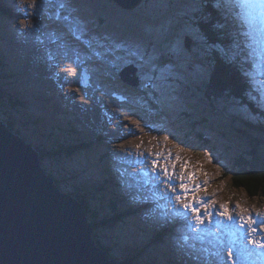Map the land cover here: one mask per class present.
<instances>
[{
  "label": "rangeland",
  "instance_id": "1",
  "mask_svg": "<svg viewBox=\"0 0 264 264\" xmlns=\"http://www.w3.org/2000/svg\"><path fill=\"white\" fill-rule=\"evenodd\" d=\"M9 1L16 4V7L12 8L11 11L14 16L13 22L5 16L1 17L2 14L0 15V28L4 30L3 41L1 40L0 43L4 44L8 57L7 59L4 57L5 65L3 71L5 73L9 71L18 77H5L4 79L10 84L7 86L21 97L23 112L39 121H50L53 119H51L47 108L48 105H55L58 107L59 113L54 115V117L56 120L63 121V125L58 124L56 121L54 122L64 128L67 125L66 121L68 123L71 121L73 129L84 139L92 141L95 136L94 132L104 135V132L108 130L113 134V136L105 138L103 143L91 145L88 149L89 151L68 157L69 162L66 164L63 161L58 164L56 161V165L70 166L67 169L74 171L76 175L86 170V174H92L86 179L89 185H92L101 177L98 171L97 159L102 158V155L104 156L105 162L103 166L106 169L107 166L109 167L108 160L110 155L119 157V146L124 142L126 145L131 143L129 145L130 149L123 150L124 154L120 157V168L122 170L134 169L137 171L139 169L138 165L131 163V157L134 155L143 158L149 152H153L155 156L159 157L167 152L170 157L168 164L171 165L176 162L177 168L180 169L175 172L176 180H180L179 176H176V173L180 172L186 174L189 180H202L203 183L208 184L209 193L219 196L216 203L220 206L223 204L230 205L228 204V199H233L234 196L238 197L237 201L243 204L242 207L246 205L253 209L255 207L252 205H261V203L264 205V197L261 199L248 198L244 191L231 187L229 172L222 173V169L224 170L230 165L232 157L246 148L245 143L237 138L234 132L226 130L225 133H222L219 130V127H228L227 123L219 113L211 111L210 114L211 108L209 104L199 103L195 105L197 109L192 110L190 107L191 101L184 98V90L179 85L180 82L177 76H182L184 72L181 68L185 66V70L189 71L190 66L179 64L172 56V51L176 49L173 48V42L171 41L175 32V22L172 21L173 16L171 14L175 13L174 9L179 8L181 11L176 34L173 37V41L178 40L179 42L181 36L183 38L187 35V32L196 33V26L191 19L192 12L196 9L193 1L171 0V5L178 4V7H172L168 0H146L134 9L129 10L121 7L113 0H0V2H5L6 4H10ZM255 8L257 9V5L253 9ZM72 9L75 14L70 13ZM259 13L261 17L257 23L261 34V42L258 46V52L253 47L258 54V59L253 57L255 71L252 73V79L256 77L255 80H258V75L262 79L264 78V6H262ZM73 22L83 25L84 36L77 32V25ZM196 34L200 38V34ZM35 37L42 39L40 45L38 44L39 42L34 41ZM252 38H254V35ZM49 40L52 41V44ZM142 41L149 42L153 47L145 48L144 59L141 62H144L145 65V61L149 60L146 66L150 75L143 74V79L146 83L139 91L135 90L136 88L124 85L117 79V67L124 63L125 58L133 57L135 53L140 52L139 46ZM195 44L197 45V50H200V47L207 49V46L203 45L200 39ZM151 48L154 49L151 50ZM39 51L48 53L50 61L47 62L43 57H38L37 53ZM157 51H161L160 55ZM23 55H27L29 60L27 63L21 58ZM168 59L170 60L166 62ZM161 60L165 63L161 62ZM102 62L106 63L102 64L104 69L100 65ZM191 62L192 58H189L188 63ZM163 64L170 68L168 73L160 72L159 69H166ZM107 65L109 68H107ZM62 66H66L68 70L64 72ZM124 69L129 70L127 67ZM194 70L198 74L208 75L206 66H201V64L195 66ZM82 72L87 75L88 84L86 87L80 85ZM50 75L55 77L54 82H52ZM197 76L192 73L187 78L191 91H194V88L190 82L194 81ZM164 81L167 84L160 85L159 93H156V89H147L151 84H158ZM101 85L104 87H101ZM45 86H48L46 87L47 96H45ZM49 89L53 92L52 94L48 93ZM23 93L28 96L27 103H25ZM54 93L60 94L58 98H53ZM103 99H108L110 102L114 100L115 103H112L109 108L115 111L120 109L121 114L126 112V119L135 120L134 124L126 123L125 120H121L116 116L109 117L105 108L100 107L99 100ZM36 100L38 106L34 103ZM131 100L139 105V113L137 111L132 113L127 106ZM117 101L119 104H116ZM157 103H162V108L159 106L161 110H163V106L170 107L168 121L164 116V112L158 114L156 113L157 110H153V106ZM30 104L33 107H30ZM124 105L126 108L123 110ZM222 108L225 109L223 106ZM223 109L219 110V112L223 113ZM2 110L5 114L6 110L4 108ZM202 110L204 115L207 116L208 122L202 125L199 124L197 128L203 133L210 135L211 137L208 136V138L212 140L213 144L205 148L197 146L191 148L185 140L173 135L174 131L170 128L169 123L178 115L181 118L180 125L185 132L184 134L188 136L191 133L190 129H188V120H190L191 115L196 116L195 113H200ZM182 112H186L187 115H181ZM71 113H75V123L70 116ZM3 120L0 118V122L5 124ZM209 121L212 123L209 124ZM215 124L217 125L216 129ZM119 126L122 131H119ZM149 127H151V131L147 132L150 129ZM39 129L41 128L39 127ZM84 131L86 132L82 133ZM21 132V135H17L27 146H33L31 143L36 145L38 143L36 139H41L36 133L31 134L28 130H21ZM212 132L218 133L217 135L220 137L218 138L214 133L212 135ZM119 137L124 138V142H108L109 139L117 140ZM260 147L264 148V144H260ZM109 150H112L113 154H108ZM157 151H160V153H157ZM129 157L130 162L128 160ZM200 165H203L202 169L198 168ZM45 166L51 169L54 168V165L50 162H46ZM45 166L43 159L41 167L50 179ZM112 169L120 182V188L126 194L136 192L139 196H145L151 200L153 194L161 192V187L150 188L147 185L140 190H133L136 185L135 179L140 177L139 173L123 174L117 168ZM226 175H228L227 178L225 177ZM59 176L55 183L58 189ZM153 181L154 177L150 176V182ZM83 182L84 180L81 181V183ZM61 185H63V182H61ZM66 195L80 204L74 195ZM165 201V199H160L157 203L161 204V202L164 203ZM129 202L132 209L129 210L130 212L127 215H123V220L129 219L131 216L133 219L142 218L149 221L157 218L166 220L165 211L172 212L175 209L174 206L168 204L163 210L158 205H151V207L139 211L132 204V201ZM194 203L196 201H193V205ZM138 205L140 206V203ZM154 211L159 214L157 218L150 217L151 212ZM116 221L118 223L107 221L110 225L109 227L98 228L106 245L110 247V244H114L115 247L109 251L112 253L116 252V254L114 253L115 257L119 255V251L121 252L123 248L133 246L134 249L142 248L151 257L156 256L159 264H165L168 261L169 255L153 252V247H162L163 238L143 245L145 236L140 234L139 231L141 230L133 228L131 225L127 226L126 222H121L119 219ZM110 222L113 224L111 225ZM216 224L211 223L208 227L197 225V227L190 228L184 222L183 224L175 222L176 231L181 234L186 231L194 234L192 238L194 242H198L199 238L202 237L201 241L203 244L201 249L190 252L188 256H184L183 252L178 250V258L190 259L192 260L189 262L190 264H219L216 257L209 254L207 247L212 246L221 254L222 244L219 240H224L228 245L229 241H231V236L227 233L226 228L221 229ZM205 229L208 231L207 234L202 232ZM213 231H222L223 235L213 233ZM135 233L137 236H135ZM219 237L223 238L218 239ZM131 238H133V241H130ZM165 238L168 239L172 246V243L177 241L174 240L172 235L171 237L166 235ZM217 239L219 243L215 242ZM178 240L179 243L185 246L184 239ZM186 242L189 241L186 240ZM237 247L240 248L239 246ZM168 251L170 250L166 249L167 254ZM133 252L135 251H131L132 254ZM254 255L256 256L255 253ZM228 264H234L233 259Z\"/></svg>",
  "mask_w": 264,
  "mask_h": 264
},
{
  "label": "bare ground",
  "instance_id": "2",
  "mask_svg": "<svg viewBox=\"0 0 264 264\" xmlns=\"http://www.w3.org/2000/svg\"><path fill=\"white\" fill-rule=\"evenodd\" d=\"M114 2H116L115 0H113ZM146 0H141L139 3L134 4L133 7H131V2H127L129 4L130 7H124L121 4H119L118 2H116L118 5H120L123 8L126 9H134L135 7H137L140 3L145 2ZM152 1V0H151ZM170 2L171 5V0H168ZM195 3L196 5V9L194 12H192V20L193 23L196 26V33L200 34V38L199 35L194 33H190L187 32L183 38L181 36L180 41L178 42V40L173 41V37L176 34V29H177V24L178 21L180 19L181 16V11L178 9H174L176 15L178 16L177 18L173 17L172 21L175 22V32L171 38V41L173 42V48H175L176 50L172 51V56L173 58L180 64L182 63L183 65H189V71L185 70V66L178 67L183 69V73L182 76H177L178 80L180 82V86L182 87V90L184 91H189L190 93L188 94V97L192 100L190 107L193 109H197V107H195V105L199 104V103H203L204 105L209 104L210 105V114L211 111H215V107L218 110L223 109L222 106L226 109V110H230L233 109L234 112L238 111V107L236 106V104H232L229 105L227 101H217V102H203V98L202 96H193L197 90L199 89V87H202L205 90V93L209 92V84H210V80L212 79V75L210 73H208V75H203V74H198L197 72H195L194 68L197 65L201 66H206V68H208L209 72H211L213 70V67L216 66L217 72L220 71L224 74L227 75H231V71L229 70L228 67H224V69H226L227 73L222 71V60H225L223 57H215L218 61H213L212 57L209 58H205V54L206 52L212 53L213 49H222L220 48L221 46L223 47V45L226 42V36L231 35L235 40H236V44H244V46L240 49V51H242L243 56L245 57L244 62L242 63V70L240 71L238 69V67L229 62L232 69L234 71H236V73H238V75H231V76H235L238 80V83H246L247 87H249V94L248 99L252 100L254 102V104L257 106L258 111L256 114V118H259L255 123V126L260 127L264 130V78L262 79L260 75H258V80H255L256 77L254 79H252V73L255 71L254 69V64H253V57H257V53L254 50V48L257 49V52L259 50L258 46L260 45L261 42V34L258 28V19L261 17V14L259 13L260 10L262 9V5L257 4V9H246V8H237L234 6L233 4V0H214L213 2V7H208L206 6V3L208 0H203L204 2V8L202 7L203 11L200 9V4H198L197 2H195L194 0H191ZM10 4H6L5 2H0V8L4 10V14L2 12H0V15L2 14L1 17H7L10 20H12L11 22H13L14 16L12 15L11 11L12 8L16 7V4L13 3L12 1H9ZM136 5V6H135ZM172 7H178V4L176 5H171ZM215 9V15L212 12V10ZM70 13L75 14V12L73 11V9L70 11ZM174 13V14H175ZM202 14L205 19L203 20H197L198 16ZM67 17L68 15L65 14ZM171 19V17H170ZM264 21V18H263ZM75 25H77V32L80 33L81 36H84V27L82 24H78L76 22H73ZM137 26V25H136ZM4 30L2 28H0V41H3V37L2 35ZM226 34L225 37H223V35ZM254 35V38H252ZM36 42H39L38 44L40 45V43H42V39L35 37L34 38ZM200 39V42L203 45L207 46V49H203V47H200V50H197L196 47L197 45L195 44L196 41H198ZM50 43L52 44V41L49 40ZM3 43H0V60H1V67H0V87L2 88V92L3 94H7L10 93L11 97H10V101H19L21 102L20 107H17L19 104H15V105H11L12 107H10L9 109H7V97L3 99V101L5 102L4 104V109L7 111L6 117L7 119L9 118V115L17 122L15 125L17 126V128L14 126V128L16 130H18L20 133L21 130L22 131H26L28 130V132H31V134H34L37 132L35 131V129L38 130V132L42 133V130L39 129L36 125H35V121L37 119H34L31 115H28L27 113L23 112V101L21 99V97L18 95L17 92H15L12 88H9L8 86L10 85L8 82L5 81V77H10V78H17V75H13L11 72L8 71V73H5L3 71L4 65H5V58L7 59V54H6V50L5 47L3 46ZM221 45V46H220ZM140 52L135 53V55L133 57H127L124 60V63L120 66L117 67L118 71H117V79L120 80L124 85H128L130 87L136 88L135 90H139L144 87L145 85V80L143 79V74H147L150 75L149 71H148V67L146 66V64L149 63V60L145 61V65L143 61L144 59V55H145V48H150L153 47V45H151L149 42H144L142 41V43H140ZM254 47V48H253ZM154 48H151V50H153ZM3 53H2V52ZM244 51V52H243ZM158 52V51H157ZM161 52V51H160ZM160 52H158V54L160 55ZM188 53V58L184 57V58H180L181 55L185 56V53ZM181 54V55H180ZM38 57H43L45 61H50V55L44 51L42 52H38L37 53ZM5 57V58H4ZM24 62L27 63L28 57L27 55H23ZM192 58V62L188 63V59ZM81 59V58H79ZM258 59V57H257ZM170 59L166 60L169 61ZM227 61V60H226ZM161 62L165 63L164 61L161 60ZM104 62L100 63L101 67L102 64ZM106 64V63H104ZM256 64V63H255ZM165 66L166 69H159L160 72L163 73H168L170 68L168 66H166L165 64H163ZM64 68V72H66L68 70V68L66 66H62ZM129 68L128 69H124V68ZM104 69V67H102ZM107 68L108 65H107ZM221 68V69H220ZM106 70V69H105ZM219 72V73H220ZM190 73V74H189ZM195 73V76L198 75L196 77V79L194 78V81L190 82L191 85L194 88V91H191L192 89L189 88V81H188V77L192 74ZM130 74H132V76H130ZM51 76V80L52 82H54V76ZM205 76H207L205 78ZM204 77V78H203ZM180 78V79H179ZM201 78H203L202 80H200ZM255 80V81H253ZM262 81V82H261ZM206 82V83H205ZM88 84V79H87V75L82 72L81 76H80V85L83 87H86ZM161 84H167L166 81L162 82V83H158V84H151L150 86H148L147 89H156V93H159L160 91V85ZM8 85V86H7ZM48 86H45V96H47V88ZM101 87H104L101 85ZM48 93L52 94L53 92L49 89ZM156 93H154V95H156ZM211 94V93H210ZM25 98V103H27V99L28 96L26 93L22 94ZM60 94L54 93L53 94V98H58ZM6 96V95H5ZM184 98L187 99V96L185 95L184 92ZM205 99V98H204ZM46 100V99H43ZM188 100V99H187ZM113 102H110L108 99H103V100H99L100 103V107H103V109L105 108V111L107 113V115L109 117L111 116H116L118 118H120L121 120H125L126 123H133L134 121L133 119L131 120H127L125 117V113L121 114L120 113V109L118 111H115L113 109H110V105L112 103H115L114 100H112ZM190 101V100H188ZM40 102V101H38ZM49 102V101H48ZM35 105H37V100L34 101ZM195 103V104H194ZM11 104V103H10ZM116 104H119V102L117 101ZM38 106V105H37ZM121 106V105H120ZM127 106L131 109V112H138L140 111L139 109V105L131 100ZM159 106H161L160 108H162V103H157L156 105L153 106V110H157L156 113L161 114L164 112V116L167 118V121L169 120V113H170V107L168 106H163V110H161L159 108ZM30 107H33L32 104H30ZM57 109L56 112L52 113V109ZM125 105L123 107V110L125 109ZM48 111L51 115V119H53L54 121H56L58 124L63 125V121H59L56 120L54 115L59 113V109L57 106L55 105H48ZM224 109V110H225ZM223 110L222 112H219V115L225 114V111ZM16 111V112H15ZM195 111V110H194ZM195 113V112H194ZM186 112H182L181 115H185ZM196 116L191 115L190 120L192 122L188 123V129H190L191 133H192V129L191 126L194 127V123L196 122H201L203 121V119H205V122L208 121V118L206 115H204V112L202 110V112H198L195 113ZM187 115V114H186ZM75 123V113H71L70 115ZM254 118L253 115H249L246 117V121L249 123L252 121V119ZM78 119V118H76ZM179 119V124H180V117H177L174 120ZM173 120V121H174ZM22 123H24L26 125L23 126ZM252 123V122H251ZM66 126L64 127V129L69 130L71 129L69 138L67 137V140L69 141L68 145L73 144L74 142H81V141H85L87 143H92V145L96 144H101L104 142L105 138L111 137L113 136L112 132L106 130L103 134L94 132L95 136L94 138H92L93 140H87L84 139L82 136H80L75 129H73L72 127V123L70 121V123H68L66 121ZM194 124V125H193ZM203 123H200V125H202ZM5 126V128L8 130V133L10 135H12L14 138H16L17 140H19L21 143H23L25 146H27L24 142H22L21 138L18 137V135H14V133H12L5 124H3ZM170 128L174 131L173 135L178 137L181 140H185L187 143H189V146L191 148L193 147H199V148H205V147H209L211 144H213L212 140L208 137L209 140H211L210 143L208 144H196L195 143V139L193 137H191L190 139H185L183 136L179 135L175 130H174V125L171 124V122L169 123ZM253 125V127H255ZM178 127V126H177ZM198 126L196 125V129L195 130H199L197 128ZM132 128V127H131ZM150 129L147 132L151 131V127H149ZM180 130V128H179ZM183 130V129H182ZM119 131H122V128L119 126ZM181 131V130H180ZM184 131V130H183ZM232 132H234L233 130H230ZM86 131L82 132L85 133ZM182 132V131H181ZM183 133V132H182ZM190 133V134H191ZM214 135H216L218 138L220 136H218L215 132H213ZM212 133V135H213ZM189 134V135H190ZM196 134V133H195ZM66 135V134H65ZM223 135V134H222ZM258 135H261V137L264 138V135H262L261 133H259ZM37 136L39 137V135L37 134ZM210 136V135H209ZM237 138L238 136L235 135ZM211 137V136H210ZM39 138H42L39 137ZM124 138L119 137L117 140L116 139H109L108 142H124ZM84 142V143H85ZM245 143V146L248 150H251L249 146V144H255L257 147H260V144L256 143V142H252L250 143L248 140L245 139V141H242ZM191 143H194L193 145ZM38 144V143H37ZM42 144H44L42 142ZM131 144V143H130ZM129 144V145H130ZM39 145V144H38ZM89 145V144H88ZM129 145H126L125 142L119 146L118 148V152L120 153L119 157L116 155H110L109 160H108V165L107 168L105 169L103 166L104 161V156L99 159H97V165L99 168V174L101 175L100 178H98V183L102 184V188H101V192L104 191L106 193V196L108 198H111L114 200L115 204V212L111 213L108 209L106 211L107 215H112L111 219L109 221H115V223H118L116 220H122L124 221V223H127V226H132L133 228H137L140 234H143L145 236V242L143 243V245H146L147 242H152L154 240H160L161 238L164 239V243L162 245V247H158L155 248L153 247V252H161L163 255H169L168 257V261L165 262V264H190L189 262H191L192 260L190 259H179L178 258V250L182 251L184 256H188L190 252H195L199 249H201L203 247L202 244V237L199 238V241L194 242L192 240V238L194 237V234H190L187 231L184 234H181L180 232L176 231V228L174 227V223H179V224H183V222L185 223L186 226L193 228V227H197V225H202L204 227H208L211 223H217L216 225L220 226L221 229L226 228L227 229V233H229V235L231 236V241H229V244L227 245L226 242L224 240H219V242L222 244L221 245V254H219L218 251H216L212 246H208V252L210 255H214L216 257V259L219 261V264H228L229 262H231V259H233V263L234 264H264V249L258 248L255 244H253L251 241L253 240H261L264 241V205L263 203H261V205L259 204H255L252 205L255 208H251L249 206H243V204H240L237 200L238 197L234 196L233 199H228V210L230 212V215L232 217H235V219H229L227 216H220L218 213L222 212L223 209L221 208V206L219 204L216 203V200L219 198V196H217L214 193H209L208 191V184L207 183H203L202 180L200 179H195V180H189L186 174H182L180 173H176V176H181L183 175L185 177V180L183 181V183H186L187 185H189L190 189L193 188L194 185H196L197 183L200 184L199 188H196L194 190H189L187 193L183 192L179 185L182 183L181 180H176L175 178V172L177 170H180L177 168L176 166V162H174L173 164L169 165L168 164V159L170 158L167 154V152L165 154H162V156H155L153 152H149V154L143 158H140L137 155H134L131 157V163L133 165H138L139 169L137 171H135L134 169H130V170H122V168H120V157L122 154H124L123 150L126 149H130ZM46 146V145H45ZM44 146V147H45ZM87 146V145H85ZM29 147L34 153L37 154V156L39 155V153L34 149L33 146H27ZM249 147V148H248ZM45 148H48V146H46ZM245 148V149H246ZM264 149V148H262ZM83 152H87L83 151ZM30 154V152H28ZM82 153V152H80ZM79 153V154H80ZM157 153H160V151H157ZM173 153V152H172ZM77 154V155H79ZM108 154H113L112 150H109ZM73 157V156H72ZM129 162H130V157H129ZM201 162H203L201 159H198ZM232 160L233 157L230 161V165L228 167H226V169H222V173L224 172H229V179L231 182V187L233 189L236 190H242L245 192V194L247 195L248 198H263L264 197V193L260 194V195H251V194H247V192L244 189H237L232 185V179L233 176L232 174L235 173L234 170H232ZM38 161H39V156H38ZM56 161L59 163H63L66 164L67 162H69L68 157H59L58 159H54L52 157H49V160L45 161L46 162H50L52 165H54V168L51 169L49 167H46V172L49 174L50 176V181L55 185L56 180L58 175L59 176V181H58V187L60 189V191L68 198L71 199L72 201H74L75 203H73V205L75 206V208L77 209V211L80 213V215L82 216L83 219H85V222L88 224V229L89 232L92 236V239L95 243V239L93 237L94 231L97 232V236L99 237V241L97 243H95L96 248L100 254V257L102 259V261L105 264H108V262L110 264H119L118 263V258L120 257V251H119V255L118 256H114L116 254V252L112 253L109 250H112L115 246L114 244H110V247L108 245H106L105 240L103 238L102 235H100V232L98 231V228L101 227H109L110 225L107 224H99L98 225V221L96 223V225H92L90 223V221H88L86 219V211L84 209H82L80 207L79 203H76L75 200H73L71 197H69L66 194H71V191L75 190L76 188H80L83 187L84 185H89L88 181H86L87 178H89V176H91L90 174H86V170L81 171L79 175H76L74 173V171H70L69 169H67L70 166H60V165H56ZM153 161H157V166L153 167ZM117 163V164H116ZM39 164L41 166V163L39 161ZM66 167V168H65ZM167 168V171L169 173V176H165L164 175V168ZM203 165L199 166L198 168L202 169ZM42 168V167H41ZM112 168H117L120 172H122L123 174H129L131 172H133L132 174L139 173V178L137 177L135 179L136 185L135 188H133V190H140L143 186L147 185L150 188H157V187H161V192L159 193H155L153 194V198L150 200L145 196H139L138 194H136V192H129L128 194L124 193L122 191V189L120 188V182L118 180V178L116 177V174L114 172V170ZM43 170V169H42ZM70 172H68V171ZM97 171V172H98ZM150 176L154 177V181L150 182ZM226 178L228 177V175L225 176ZM67 179V181L65 180ZM84 180L83 183H81V181ZM61 182H63V185H61ZM203 185V186H202ZM202 186V187H201ZM174 189V190H173ZM66 192V193H65ZM72 195V194H71ZM129 195V196H128ZM179 195L181 197V199L179 201H177L175 199V197ZM193 197H203L204 198V203L209 205V210L213 212V215L211 216V218L205 216L203 223H197L196 220L194 219V213L191 212L190 209L186 210L185 208H183V204L186 203L187 201H195L193 200ZM162 200L165 199L166 201L164 203L161 202V204H158V200ZM129 201H132V204L136 206L137 210H145L149 207H151V205H158L159 208H161L162 210L166 207V205L170 204L172 206H174V211L172 210V212H166L165 211V217L166 220H159L158 217V213L156 211L151 212L150 217L152 218H157L155 220L149 221V220H143L142 218H138V219H133V217L131 216L129 219H122L123 215H127L128 212H130L129 210L132 209L131 207V203ZM129 202V203H127ZM214 202V205H213ZM138 203H140V206L138 205ZM172 206H168V207H172ZM194 206H197L200 208V212L203 213L205 211V208L203 206V204H197L194 203ZM83 207V206H82ZM245 211V212H244ZM186 213V215H185ZM257 213H260L262 215L257 216ZM162 214V213H161ZM249 215H252L254 219L258 220L259 223L254 225V227H257L259 230L256 233H252L249 229L248 226V222H247V217ZM84 216V217H83ZM245 217L244 220H240L239 217ZM163 218V217H162ZM142 219V222H141ZM120 220V221H121ZM121 221V222H122ZM110 222V223H111ZM111 223V225L113 224ZM241 225H243V227H241ZM95 227V228H94ZM228 229H230V231H228ZM202 232H204L205 234L208 233V231L205 229ZM213 233H219L221 235H223L222 231L216 232L213 231ZM136 234V233H135ZM166 235L170 236L171 235L174 237V240H177L176 242H173V246L170 244V242H168V239L165 238ZM137 236V234L135 235ZM143 236V237H144ZM212 236H214V234H212ZM222 239L223 237H219L218 239ZM178 239H184L185 240V246H183L182 243H179ZM218 239L215 240V242H218ZM189 241V242H186ZM130 241H133V238L130 239ZM172 241V240H171ZM181 242V241H180ZM136 244V243H135ZM124 245V244H123ZM237 246H239L240 248H238ZM124 247V246H123ZM127 247V246H126ZM107 248V249H106ZM151 248V247H150ZM125 249V252L127 251H140L143 254L142 258H146L147 260H149L148 262H151L153 264H159L158 262V258L156 256H149L148 254H146L144 252V250L142 248H137L134 249L133 246L131 247H127V248H123ZM166 249L170 250L168 251V254L166 252ZM177 249V250H176ZM125 252L123 255H125ZM231 252V258H229V253ZM254 253L256 254V256L254 255ZM145 259V260H146ZM120 260H124L123 257H120ZM210 264V263H207Z\"/></svg>",
  "mask_w": 264,
  "mask_h": 264
},
{
  "label": "water",
  "instance_id": "3",
  "mask_svg": "<svg viewBox=\"0 0 264 264\" xmlns=\"http://www.w3.org/2000/svg\"><path fill=\"white\" fill-rule=\"evenodd\" d=\"M73 203L0 122V264H105Z\"/></svg>",
  "mask_w": 264,
  "mask_h": 264
},
{
  "label": "trees",
  "instance_id": "4",
  "mask_svg": "<svg viewBox=\"0 0 264 264\" xmlns=\"http://www.w3.org/2000/svg\"><path fill=\"white\" fill-rule=\"evenodd\" d=\"M198 4H200V9L203 11L202 7L204 8V2L203 0H194ZM214 0H208L206 3V6L213 7ZM0 12L4 14V10L0 8ZM212 12L215 15V9L212 10ZM173 17L177 18L176 13L171 14ZM205 16V15H204ZM202 14H200L197 18V20H203L205 19ZM192 19V18H191ZM193 22V20H192ZM138 26V25H137ZM226 34L223 35L225 37ZM221 46V45H220ZM244 46V44H236V40L231 36H226V42L221 46L222 49H213L212 53L209 54V52H206L205 58L212 57L213 61H218L215 57H223L225 60H222V71L227 73L226 69L224 67H228L231 71V75H238L236 71H234L230 65L229 62L235 64L238 69L241 71L242 63L244 62L245 57L243 56L242 51L240 49ZM244 52V51H243ZM188 58V53H185L184 55H181L180 58ZM227 60V61H226ZM229 61V62H228ZM0 67H1V60H0ZM221 69V68H220ZM208 73L212 75V79L210 80V84L208 86L209 92L205 93V90L202 87H199L197 92L193 96H202L203 102H217V101H227L229 105H232L233 103L236 104L238 107V111H235L233 109L230 110H224L225 114L220 115L223 120L227 123L228 127H219V130L222 131V133H225L226 130H233L235 135L238 136V138L241 141L248 140L250 143L256 142L257 144H264V138L259 137V133L264 135V130L260 127L255 126V123L259 118H256V114L258 111L257 106L254 104V102L250 99H248L249 87H247V84L245 83H238V80L235 76L224 74L220 71L217 72L216 66L213 67V70L209 72L207 68ZM220 72V73H219ZM206 83V82H205ZM185 95L187 96V99L192 102V100L188 97L189 91H184ZM211 93V94H210ZM6 95V96H5ZM3 94L1 88H0V118L4 119L3 123H5L6 127L12 131L14 134H20L18 130L13 128L17 122L9 115L10 119H7L5 114L3 113V108L5 102L3 101L4 98L7 99V109L12 107L11 105H17V107H20L21 102L19 101H10V93ZM205 98V99H204ZM11 103V104H10ZM193 103V102H192ZM195 104V103H194ZM52 113L56 112L57 109H52ZM16 112V111H15ZM216 113H219L218 110L215 107ZM216 115V114H215ZM249 115H253L254 118L251 122L246 121V117ZM179 119L171 121V124L174 125V130L181 136H183L185 139H190L193 137L195 139L196 144H208L211 142L209 140L208 134L203 133L200 130H195L196 125L198 126L200 123L206 124L205 119L201 122L194 123V127L191 126L192 133L188 136H185V132L182 130V126L178 123ZM192 122L191 120H188V123ZM212 123L209 121V124ZM23 126L26 127L24 123H22ZM35 125L39 128H41L42 133L38 132L37 129L35 131L39 135V137L42 136V138L39 140L36 139L39 145H35L33 143H30L33 145L34 149L39 153V161L40 163L44 159V166L45 161L49 160V157H52L54 159H58L59 157H72L80 152L83 151H89L88 149L92 145V143H87L84 140L81 142H74L71 145H68L69 141H67L68 135H70L71 129L66 130L60 126H58L54 120L50 121H35ZM253 125L255 127H253ZM178 126V127H177ZM183 132H181L180 130ZM217 128V125L215 124V129ZM213 130V127H212ZM17 132V133H16ZM196 133V134H195ZM213 133V132H212ZM66 134V135H65ZM204 134V135H203ZM28 141V140H27ZM42 141L44 144H42ZM35 142V141H34ZM85 142V143H84ZM89 144V145H88ZM192 145L194 143H191ZM48 148H45L46 146ZM87 145V146H85ZM45 146V147H44ZM250 147L251 150H248L247 148L244 149L241 153L235 154L232 160V170L235 171V173L232 174V185L237 189H244L247 194L251 195H260L264 193V149L257 147L255 144H249L247 145ZM103 157V156H102ZM102 159V158H101ZM100 160V159H99ZM67 181V179H65ZM102 184L98 183V181H95L92 185H84L83 187L76 188L74 191H71L70 193L76 197V199L80 202L81 207L86 211L85 215L88 221L92 225H96L98 221L99 224H107L106 222L109 221L112 217V215H107L106 211L110 209L109 211L111 213L115 212V202L113 199L108 198L106 196V193L104 191H100L102 188ZM121 220V219H120ZM122 221V220H121ZM124 222V221H122ZM115 223V221H114ZM95 228V227H94ZM93 237L95 239V243L99 241V237L97 236V232L94 231ZM98 244V243H97ZM102 244V243H100ZM125 252V249H123L120 252V257H123L124 260H120V257L118 258L119 264H153L151 262H148L146 258H142L143 254L140 251H135L133 254L130 251L125 252V255H123ZM146 259V260H145Z\"/></svg>",
  "mask_w": 264,
  "mask_h": 264
},
{
  "label": "snow or ice",
  "instance_id": "5",
  "mask_svg": "<svg viewBox=\"0 0 264 264\" xmlns=\"http://www.w3.org/2000/svg\"><path fill=\"white\" fill-rule=\"evenodd\" d=\"M233 4L235 7L237 8H246V9H252L254 7H256L257 4H260L262 6H264V0H233ZM167 139V138H165ZM157 166V161H153V167ZM164 171V175L165 176H169V173L167 171V168L165 167L163 169ZM194 175V174H192ZM179 179L182 181V183L179 185L180 189L187 193L189 190H194L196 188L200 187V184L197 183L196 185L193 186L192 189H190L189 185H187L186 183H183V181L185 180V177L183 175H181L179 177ZM174 190V189H173ZM175 199L177 201H179L181 199V197L179 195H177L175 197ZM193 200L196 201L197 204H203L205 211L203 213L200 212V208L197 206L193 205L192 201H187L186 203L183 204V207L188 210L190 209L192 213H194V219L196 220V222L199 223H203L204 217L207 216L209 218H211V216L213 215V212L209 210V205L204 203V198L203 197H193ZM214 205V202H213ZM221 208L225 209L222 212H219L218 214L221 216H227L230 220L231 219H235V217H232L230 215V212L228 210V205L227 204H223L221 205ZM186 215V213H185ZM262 214L257 213V216H260ZM240 220H244L245 217L241 216L239 217ZM247 222H248V226L249 229L252 233H256L259 229L257 227H254V225L258 224L259 221L254 219L252 215H249L247 217ZM241 227H243V225H241ZM253 244H255L258 248L264 249V241L261 240H253L251 241ZM231 252L229 253V258H231Z\"/></svg>",
  "mask_w": 264,
  "mask_h": 264
}]
</instances>
